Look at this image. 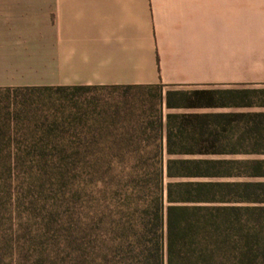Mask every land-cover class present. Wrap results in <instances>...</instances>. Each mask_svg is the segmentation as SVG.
Returning a JSON list of instances; mask_svg holds the SVG:
<instances>
[{
  "label": "trees",
  "instance_id": "16d2710c",
  "mask_svg": "<svg viewBox=\"0 0 264 264\" xmlns=\"http://www.w3.org/2000/svg\"><path fill=\"white\" fill-rule=\"evenodd\" d=\"M147 88L0 87V264H264V111L100 92ZM165 104L264 107V86Z\"/></svg>",
  "mask_w": 264,
  "mask_h": 264
},
{
  "label": "crops",
  "instance_id": "0c3cea01",
  "mask_svg": "<svg viewBox=\"0 0 264 264\" xmlns=\"http://www.w3.org/2000/svg\"><path fill=\"white\" fill-rule=\"evenodd\" d=\"M74 85L264 86V0H0V87Z\"/></svg>",
  "mask_w": 264,
  "mask_h": 264
},
{
  "label": "rangeland",
  "instance_id": "374dc122",
  "mask_svg": "<svg viewBox=\"0 0 264 264\" xmlns=\"http://www.w3.org/2000/svg\"><path fill=\"white\" fill-rule=\"evenodd\" d=\"M197 89V87H190V88H184V91H193ZM100 92H102L105 97H107L106 99L109 102H114V100H123V99H127L131 98L134 101H136L137 103L140 104L141 98H150L152 100H154V102L157 105V108L160 109V111L163 112V114L165 115V113H167L169 111L167 105L165 104V95L162 91V88H147L145 90L143 89H131V90H127V89H101ZM213 110L214 108H180L179 111H194V110ZM220 109V108H217ZM253 157H262V156H258V155H254ZM15 257L13 259H11V253L7 252V256L5 259L4 264H26L24 261H22L20 259V257L15 254Z\"/></svg>",
  "mask_w": 264,
  "mask_h": 264
}]
</instances>
